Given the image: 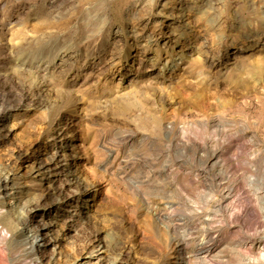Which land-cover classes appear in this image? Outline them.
<instances>
[{"label": "rangeland", "instance_id": "obj_1", "mask_svg": "<svg viewBox=\"0 0 264 264\" xmlns=\"http://www.w3.org/2000/svg\"><path fill=\"white\" fill-rule=\"evenodd\" d=\"M180 138L217 141L236 160L248 227H208L220 264L255 263L238 244L264 229V168L250 164L264 152V0H0V171L15 152L21 206L61 233L50 264H73L91 243L103 264H177L159 203L203 217L218 183ZM169 184L180 189L155 188ZM7 235L0 264H32L16 260L19 230Z\"/></svg>", "mask_w": 264, "mask_h": 264}, {"label": "bare ground", "instance_id": "obj_2", "mask_svg": "<svg viewBox=\"0 0 264 264\" xmlns=\"http://www.w3.org/2000/svg\"><path fill=\"white\" fill-rule=\"evenodd\" d=\"M176 143L191 146L196 150L193 153V158L200 162L197 171L205 172L206 170H212L217 172V188L208 195L206 202H204L206 210L203 213L205 212V216L202 217L197 212V214L193 215L188 213L190 215L186 217L184 215L182 217L183 215L181 216L176 212V202L164 201L159 203V210L156 212L157 219L166 223L168 229L174 234L175 238L173 239L172 249L173 257L176 260L175 263L220 264L221 260L219 261L218 259L220 257L219 254L222 252L219 250L223 243L222 241L216 240L215 235L210 230L211 227H208L209 222L214 218H224L230 223L236 220L240 223L241 228L248 227L249 223L247 224V220L245 219L247 207L239 211H236V207L240 201L241 191L246 190L248 192L250 190L246 189L242 177L238 174L237 166L234 164L236 160H232L224 151L219 149L217 141L206 140L205 142L199 143L196 140L180 138L176 140ZM248 149L250 148L248 147ZM250 156H252L250 164L253 163L255 168L257 166L259 169L258 172H260L264 168V152L255 150ZM16 159L15 152L7 154L4 159V171H0V196H5L9 200L4 203L8 205L7 207L2 206L0 208V221H3L6 226V229L0 230V244L7 240L8 233L19 230L17 243L21 250L20 253L18 252L19 254L16 260L21 261L33 257L32 264H50L55 261L58 255L57 246L59 245L58 241L60 240L61 233H59L58 229H54L52 225L43 221L40 209L34 203H30L32 201L21 206L22 201L16 196L17 186L9 172ZM48 168L49 164H42L36 169V172L38 175H42V179L45 180L47 179L45 175ZM170 169L168 167L166 170L153 172V175L148 176L146 182L148 184L157 182L154 179L156 174L159 177L167 176V172ZM155 188L166 193H173L176 189H180L174 187L173 184H169L166 187L155 186ZM256 196L258 197L259 204L257 200H254L256 202H254V207L258 214H261L260 210L264 209V191H258ZM161 206L164 208H161ZM263 221H261L262 228L264 227ZM199 228L202 230V234L198 232L201 236H192L194 235L193 230L195 231V229ZM33 234H38V236L43 237L42 246L37 241L32 240L31 237ZM238 246L259 254L253 264L264 263V229L258 231V235L251 243L240 242ZM103 248L104 246L101 243H91L82 256L77 258L73 264H103L105 253Z\"/></svg>", "mask_w": 264, "mask_h": 264}, {"label": "built area", "instance_id": "obj_3", "mask_svg": "<svg viewBox=\"0 0 264 264\" xmlns=\"http://www.w3.org/2000/svg\"><path fill=\"white\" fill-rule=\"evenodd\" d=\"M42 239H41V236H38V240L37 241H41Z\"/></svg>", "mask_w": 264, "mask_h": 264}]
</instances>
